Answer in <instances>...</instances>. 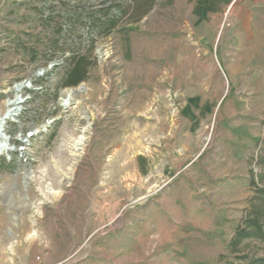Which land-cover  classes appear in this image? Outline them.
<instances>
[{"label": "rangeland", "instance_id": "obj_1", "mask_svg": "<svg viewBox=\"0 0 264 264\" xmlns=\"http://www.w3.org/2000/svg\"><path fill=\"white\" fill-rule=\"evenodd\" d=\"M42 4L0 0V109L26 85L0 155V264H220L260 169L264 0H157L107 36L79 25L65 47L92 45L94 63L74 87L71 51L46 46L72 12L47 0L42 21ZM195 94L209 110L189 129Z\"/></svg>", "mask_w": 264, "mask_h": 264}, {"label": "trees", "instance_id": "obj_2", "mask_svg": "<svg viewBox=\"0 0 264 264\" xmlns=\"http://www.w3.org/2000/svg\"><path fill=\"white\" fill-rule=\"evenodd\" d=\"M37 9L42 21H50L52 10L46 13V1ZM61 2L64 9L71 11L66 15L64 23L56 26V33L64 35V40L60 38L52 39L47 48H52V54L59 51L63 53L66 49L71 51L64 73L60 79L63 87H74L87 80L88 72L94 63L90 59L89 49L92 45L83 48L82 41L77 43V49L67 48L66 43L75 44V38L70 40V35L75 29L80 27L88 33L94 31L98 35H109L119 24L140 21L154 6L157 0H130L124 3L120 0H110L108 4L101 1L100 6L90 10L88 6H72L71 9L64 0ZM52 7V6H48ZM80 17L86 19L80 20ZM70 45V44H69ZM71 47V46H70ZM32 51H35L32 49ZM36 55V52H34ZM54 134V133H53ZM53 134L51 136H53ZM260 148L256 162L259 165V173L250 178L252 195L248 198L243 215L234 227L225 245V251L218 255L220 264H264V253H259V247H264V139L260 140ZM252 243L256 246L253 247Z\"/></svg>", "mask_w": 264, "mask_h": 264}, {"label": "bare ground", "instance_id": "obj_3", "mask_svg": "<svg viewBox=\"0 0 264 264\" xmlns=\"http://www.w3.org/2000/svg\"><path fill=\"white\" fill-rule=\"evenodd\" d=\"M23 87H26L25 82L23 83H17L13 87V93H14V99L9 98L5 100V109L2 110L0 109V155H7L11 151H13V147L11 146L10 143V136L6 133L5 128L7 127V124L9 121H15V118L18 116V114L22 111V107L26 99H24L23 95H20V92ZM83 87H78L76 90L82 91ZM74 90L73 89H67L64 91L62 97H61V102L62 104L65 103L66 99L68 102L65 103V106L67 107L68 104L71 103L72 100H74ZM21 100L19 103L16 101ZM13 100V103L8 104L9 101ZM11 107H14L12 110L10 109ZM15 113V114H13ZM27 135L26 137L31 136ZM28 176V175H27Z\"/></svg>", "mask_w": 264, "mask_h": 264}, {"label": "crops", "instance_id": "obj_4", "mask_svg": "<svg viewBox=\"0 0 264 264\" xmlns=\"http://www.w3.org/2000/svg\"><path fill=\"white\" fill-rule=\"evenodd\" d=\"M226 3H232L235 0H222ZM251 1V0H250ZM261 1V0H260ZM253 3H258L259 0H252ZM264 54V53H263ZM248 57H251V52H249ZM190 101H186V109L184 110V114H191V122L194 124L189 127V129H196L203 123L202 116L206 113V110H209L208 107H205L204 103L201 102L200 96L195 94L189 97ZM184 126V125H183Z\"/></svg>", "mask_w": 264, "mask_h": 264}, {"label": "water", "instance_id": "obj_5", "mask_svg": "<svg viewBox=\"0 0 264 264\" xmlns=\"http://www.w3.org/2000/svg\"><path fill=\"white\" fill-rule=\"evenodd\" d=\"M20 101H21V100L19 99V100L16 101V102L19 103ZM66 102H68L67 99H66L65 103H66ZM11 103H13V100H12V101L10 100V101L8 102V104H11ZM65 103L62 104V102H61V105L64 106V107H66V106H65ZM13 108H14V107H11L10 109L12 110ZM13 114H14V113H13ZM6 157L9 158V154H7ZM29 178H30L29 176H26V179H29Z\"/></svg>", "mask_w": 264, "mask_h": 264}, {"label": "built area", "instance_id": "obj_6", "mask_svg": "<svg viewBox=\"0 0 264 264\" xmlns=\"http://www.w3.org/2000/svg\"><path fill=\"white\" fill-rule=\"evenodd\" d=\"M20 95H22V94H20ZM9 98H10V97H8L7 99H9ZM23 98H24V99H26V97H25V96H24ZM13 99H14V96H13ZM14 114H15V113H14ZM37 258H39V257H37Z\"/></svg>", "mask_w": 264, "mask_h": 264}]
</instances>
